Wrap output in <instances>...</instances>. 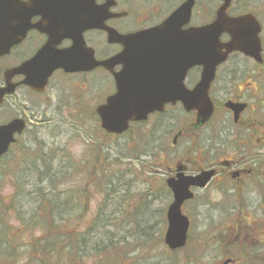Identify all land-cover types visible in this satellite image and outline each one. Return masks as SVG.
<instances>
[{
  "label": "flooded vegetation",
  "instance_id": "1",
  "mask_svg": "<svg viewBox=\"0 0 264 264\" xmlns=\"http://www.w3.org/2000/svg\"><path fill=\"white\" fill-rule=\"evenodd\" d=\"M52 1L56 3L49 5L41 0H22L28 6L25 13L30 17L26 34L19 38V42L13 45L8 53L0 57V128L15 120H22L25 126L24 133L15 136L16 143L10 147V151L22 146V137L25 134L37 133L40 128L47 126L50 106L48 92L54 88L61 92V89H64L60 88V85L57 86L58 77L64 79L79 77L84 80L97 77L101 83L94 84L92 88L103 92L107 90L100 105L119 93L115 75L123 71L125 68L123 64L108 68L99 66L89 72L74 73L58 68L52 72L44 90H34L29 85L43 82L44 74L55 65H59L64 60V53L72 48H75V60L77 59L80 67H84L83 64H86L84 62L90 61L89 52H92L94 60L100 63L112 60L123 51V45L109 42V33L106 30H81L87 24L80 26V16L88 23L96 19L95 13L99 10L97 18L105 19L103 24L107 29L129 36L160 27L178 8L170 13L161 14L160 6L170 4L171 0H95L93 5L88 0ZM151 2H154L153 7L149 6ZM219 7L212 18H210L212 11L204 12V17H207L205 23L194 25L191 22L183 29L212 24ZM234 7V10L233 7L230 9L228 16L236 18L250 15L258 23L261 52L255 56L245 55L239 51L232 52L218 67L209 90V98L214 108L209 120L198 125L197 112L185 111L179 102L175 105L169 103L165 105L163 111L149 114L146 120L130 121L125 132L110 134L101 127L96 110L99 105L95 108L94 115L97 122L99 121L102 136L120 139L135 135V141L141 146V151H158L163 148L164 135L176 130L178 123L175 110L180 108L181 115L183 111L184 117L191 120L175 133L172 146L177 145L180 139H185L184 153L189 158L201 153L203 166L193 164L186 158L184 161L180 159L174 161L175 165L168 167V176L163 181L165 192L172 200L173 194L167 182L171 178L179 175L193 177L211 172L213 174L211 180L204 188H191L194 200L202 195L204 198L212 194L214 198L223 199L220 201H234L232 207L217 205L220 201L215 205L209 202L200 204L202 209L216 205L221 206L222 211L230 208L232 212L229 215L226 212V220L231 216L233 223L227 224L226 221L219 223L215 226L217 235H204L202 239L210 243L220 239L219 242L222 243L262 244L264 239L261 242L260 238H264V101L260 96L264 98V21L242 6L237 7L235 4ZM72 19L71 32L74 30V34L66 32L69 26H65V23ZM97 39L99 45L94 44V40ZM219 42L222 46H227L232 42V38L228 34H222ZM247 49L253 53V50ZM222 52L225 53L226 50L222 49ZM72 64L73 61L69 67ZM165 68L166 71L169 69V72L162 74L164 82L167 80L164 75L171 74V68L168 66ZM202 72L203 67H194L187 72L184 83L188 89H194L200 83ZM159 75L160 72L157 73V77ZM129 92L134 90L130 89ZM239 107H242V111L236 114ZM161 153L172 155L165 150H161ZM144 155L139 154L141 158ZM150 156L151 154L148 155ZM211 221L215 222L214 219ZM261 244H258L259 255ZM246 248L255 255L253 247ZM35 259H39V256H35ZM230 264H233V261Z\"/></svg>",
  "mask_w": 264,
  "mask_h": 264
},
{
  "label": "rangeland",
  "instance_id": "2",
  "mask_svg": "<svg viewBox=\"0 0 264 264\" xmlns=\"http://www.w3.org/2000/svg\"><path fill=\"white\" fill-rule=\"evenodd\" d=\"M184 1L185 0H171L170 4L167 3L164 7L160 6L161 14L165 12L170 13ZM196 1L197 6L194 17V25L205 23V19L207 17H204V12L206 10H209V12L212 11L210 17L212 18L220 4L219 0ZM236 5L237 7L242 6L245 10L258 15L264 21V0H239ZM149 6L153 7L154 2H151ZM234 9L235 7L233 10ZM94 44L99 45L98 39L96 41L94 40ZM56 82H59L57 86L60 85V88L64 87V89H61V92L56 91L54 88L53 90L50 89L48 92L47 99L49 101L48 106H50L47 113V117L49 118V121L46 122L47 126L40 128L37 133L30 132L25 134L22 137V147L33 144L35 139L38 142L44 143L52 141L51 143H53L55 146H57L55 142H59L61 143V145H59L60 147H67L66 156L68 161L71 163L69 166H74L75 171L74 176L73 172L70 171L72 176L69 177L73 178L72 181L74 184L68 181L64 186L60 187V193L64 192V199L66 194L64 189L67 188L69 190H74L76 187L75 182L81 183L79 185L82 187L81 189H87L92 192L94 198L92 195L89 196V200H87L89 210L87 214L83 216V224H85V226L86 223H89L95 219L98 209L101 207V204H104L103 197L105 196V193L103 195H99V190L95 191L96 185L90 184V178L88 175V171L92 163L96 165L98 163L97 159H99L100 164L97 166V169L99 167H104V162H107L109 171H106L114 176V178H110L112 181H115L112 189L117 191V195L114 200L108 201V204L110 205V212H113L114 214L117 212L116 214H118L115 215V219H117L115 226L118 227V241L120 240L119 243L123 242L120 244V248L125 249L127 247V252H129L130 255V258L126 257L124 260L125 264H173V261H175L174 264H223L227 260L232 259V257L236 258V256L233 254L230 257L225 254L226 242L221 244V246L218 248L219 251L214 250L217 247V243H210L207 241H205V243H198V240L202 239L204 235H217L218 232L216 231L215 226L219 225V223L223 221H226L227 224L233 223L231 216H229V218L226 220V212H228V215L232 212V210H229L230 208L227 211H222L223 208L220 206L218 207L217 205L203 209L200 207V204L203 202H209L212 205H215L216 203H219L220 200H223L220 198H214V195L212 194H208L204 198H202V195L196 201L189 203L184 207L185 215L190 218L192 223V229L190 233L192 242L188 243L185 249L173 253L170 252L166 245L161 242V236L164 241V234L167 229V224L164 225L162 216L166 215L167 208L171 204V197L167 195V192H165V189L162 186L163 181L168 176V167L172 165L174 166V163L178 159L184 161V158H186L187 161H191L193 164L196 163L199 166H203V158L201 153L194 154L190 158L186 156L184 153L185 148L183 147L185 139H180L178 144L175 145L176 147L172 146L175 133L179 128L184 127L189 120V118L186 119V117H184L185 114L183 111L181 115L180 108L175 110L178 123V125H176V130L168 135H164L162 145L163 148L158 151L146 150L148 154H151V157L141 158L139 154L144 153L145 150H140L141 146L136 143L135 135L126 136L120 139L114 137H104V135L102 136L99 123L97 122V119L94 115V111L98 105L103 103V98L106 96L107 90L103 92L92 88L94 84L98 85L99 82L101 83L100 79L97 77L88 78L86 80L79 77L72 79L58 77ZM259 91L261 92L260 89ZM260 98L264 101L262 96H260ZM84 114L86 115L81 117V115ZM90 139L98 141V147L94 151L92 150L93 147L89 146ZM64 148L59 149L58 152L64 151ZM161 150H165L166 153L170 152L172 155H165L164 153H161ZM17 155L20 157L21 152L18 151ZM138 160L140 163L137 162ZM160 163H162L163 166L158 165ZM1 169H6L5 163H0V170ZM192 169L195 170L196 168ZM100 172L101 169H98V173ZM97 178V185L102 184L104 182L103 179L110 180V178L106 177ZM15 181H18V179ZM8 182L10 184L11 181ZM9 184H5L2 190V193H4L5 197H10L16 194L17 189H13ZM18 191H21V188H19ZM93 193L96 194L94 195ZM122 196L131 198L130 203L125 205L124 210L123 208L119 207ZM0 199L1 211L3 208L5 209V207H7L5 205V203H7V198L1 197ZM19 202L20 201L17 203ZM140 202L141 204L147 203L149 205V225L150 227H154L152 231V239L150 240L156 239V242H149L150 244L148 248L143 247L142 245L141 248L134 247L135 243H141V241L146 243L144 234L141 235L140 240L138 238L137 229L134 227V225L133 227H130L127 220L123 218L124 216H122V214L134 211L137 204ZM220 205H222V207H232V205H234V201H220ZM31 207L32 205H29L24 209V218L32 214L33 211L31 210ZM61 212V218H66V215L64 214V208L62 207H60L59 210L60 214ZM212 219H214L215 222L211 223ZM75 222H78V219H76ZM4 223H6V220ZM7 223L11 232V239L13 240L12 243H0V264H42V262H39L40 260H30L31 256L32 258L39 256V259H41V255L39 253L32 251L31 243H42L39 238L32 239L33 235L35 238L42 237V223L37 224L34 227V232L31 234L28 232L23 234L24 228L21 227V224L15 220V215L13 214L7 218ZM123 225V229L126 231V233L121 232L120 230L121 226ZM63 226L64 224H59L58 230H55L54 233H58V235L62 234L60 232L66 233L67 227L64 228ZM5 234L7 233H3V229L0 226V240L3 237L5 241L9 240ZM130 234L132 236H130ZM63 235L65 236V234ZM157 235L160 236L156 238ZM125 236H127V239H125ZM263 239L264 238L261 237L260 241L263 242ZM258 244L261 243H245L244 246H248V249L249 247H253L254 250L258 249ZM261 245V256L264 257V243ZM238 248L236 252L238 251ZM133 252H138V260L135 259L136 254ZM216 252L218 253L217 259L213 260L212 258H216ZM193 254L195 255V258L191 259ZM44 259L45 257L42 260ZM115 260H117V258ZM169 260H171V262H168ZM62 263L63 261L61 260L60 264ZM234 264L239 263L237 261Z\"/></svg>",
  "mask_w": 264,
  "mask_h": 264
},
{
  "label": "water",
  "instance_id": "3",
  "mask_svg": "<svg viewBox=\"0 0 264 264\" xmlns=\"http://www.w3.org/2000/svg\"><path fill=\"white\" fill-rule=\"evenodd\" d=\"M222 1L216 20L211 25L188 30H183V27L191 21L195 0L183 3L162 26L130 36H121L114 30L107 29L103 24L105 19L97 18L99 10H96V19L88 23L80 16V26L87 24L81 30H106L110 43L123 45L122 53L112 60L99 63L94 60V54L89 52L90 61L84 62L86 63L83 64L84 67H80L77 59L75 60V48H72L64 53V60L59 65H55L44 74L43 82L29 85L36 90H43L52 72L58 68H64L67 72H89L99 66L108 68L123 64L125 66L123 71L115 75L119 93L107 100L106 105L97 109L105 131L110 134H121L128 129L130 121L146 120L149 114L163 111L166 104L175 105L177 102H180L187 112L196 111L198 125L203 124L211 118L214 111L208 92L217 67L232 52L239 51L250 56L261 52L258 38L260 28L256 20L250 15L238 18L228 16L227 12L233 0ZM41 2L49 5L56 3L52 0ZM88 2L93 5L95 0ZM13 9L15 20L11 19ZM0 14L1 57L19 42L20 37L25 36L30 17L25 16V9L19 0H0ZM72 21L73 19L65 23V26H69L66 32L72 31ZM71 34H74V30ZM222 34H228L232 38V42L227 46H222L219 42ZM249 38L251 40L247 41ZM247 48L253 50V53ZM222 49L226 52L223 53ZM72 61L73 64L69 67ZM164 65L171 68V74L164 75L167 78L166 82L163 81L162 74L169 72V69L166 71ZM196 66L203 67L201 81L193 90H188L184 85L186 74ZM130 89L134 92L130 93ZM241 111L242 107H239L236 114ZM23 129L20 121L0 128V158L15 142L14 134H21ZM212 175L211 172L197 177L179 175L167 181L174 194V202L167 211L168 229L165 234V244L171 251L183 249L187 245L190 221L182 214L181 209L186 201L193 198L190 187H205Z\"/></svg>",
  "mask_w": 264,
  "mask_h": 264
},
{
  "label": "trees",
  "instance_id": "4",
  "mask_svg": "<svg viewBox=\"0 0 264 264\" xmlns=\"http://www.w3.org/2000/svg\"><path fill=\"white\" fill-rule=\"evenodd\" d=\"M85 115H81V117ZM34 141L32 145L20 146L17 148V151H11L4 158L7 162H3L6 164V169L0 170V198H7V203H5L7 207L0 211V226L3 229V233H7L5 235L9 240L5 241L3 237L0 243H12L13 239H11L7 218L13 214L15 215V220L24 228L23 234H26V232L31 234L34 232V227L42 223V237L35 238L34 235L32 236V239L39 238L42 243H31L32 251L39 253L41 259L45 257L44 260L39 261L42 264H60L61 260L63 261L62 264H125L124 260L126 257L130 258V255L127 252V247L125 249L120 248V244L123 242L119 243L120 240L118 241L117 238L118 227L115 226L117 221L115 215L118 214H116L117 212L114 214L109 210L110 205L108 201L116 198L117 191L112 189L115 181L111 180L114 176L107 172L109 171L107 162H104V167L98 168L101 169V172L98 173L97 166L100 162L97 159L98 163L96 165L92 163L88 171L90 184L96 185L95 191L99 190L98 194L103 195L105 193V196L103 197L104 204H101L95 219L92 220L93 222L86 223L85 226L83 224V216L89 210L87 200H89L92 192L87 189H81L82 187L79 186L81 183L75 182L76 187L74 190L64 189L66 192L64 199V192L60 193V187L64 186L68 181L74 184L73 178L69 177L72 176L70 171L73 172V176L75 171L74 166H69L71 163L66 156L67 147H60L61 143L59 142H55L57 145L55 146L51 143L52 141L48 143L38 142L36 139ZM89 146L93 147V151L96 150L98 141L90 139ZM61 148H64V151L58 152ZM18 151L21 152L20 157L17 155ZM143 154H145L144 157H148L149 155L147 151ZM138 162L140 163V161ZM79 170L82 171L81 169ZM97 177L111 178L110 180L103 179L104 182L97 185ZM17 179L18 181H15ZM8 181H11L10 184ZM5 184H9L13 189H17L16 194L5 197L4 193H2ZM19 188H21V191H18ZM93 194L95 195L96 193ZM92 197L94 198L93 195ZM130 199L122 196L119 207L124 210L125 205L130 203ZM18 201L20 202L17 203ZM29 205H32L31 210L33 212L24 218L23 211ZM60 207L64 208V214L66 215L64 219L61 218L62 212L61 214L59 213ZM149 213V205L147 203L141 204L140 202L134 211L122 214L129 226L133 227L134 225L137 229L139 239L144 234L146 243H143V241L135 243V248H141L142 246L148 248L149 242H156V239L150 240L152 239L154 227H150L149 225ZM76 219H78V222H75ZM5 220L6 223H4ZM162 221L165 225V215L162 216ZM61 223L64 224V228L67 227V232H60L62 234H59V236L54 231L58 230ZM123 227L124 225L121 226L120 230L126 233ZM130 236L132 235L130 234ZM159 236L157 235L156 238ZM191 238L189 237V243L192 242ZM125 239H127V236H125ZM219 240L214 241L217 243L215 251H219L218 248L222 244ZM198 241V243H205L203 239ZM161 242L163 243L162 236ZM244 245V243H225V254L228 257L232 254L235 255L236 258L232 257V260H237L239 264H264V257L258 254V249H255V255H253ZM237 248L238 251L236 252ZM133 253L136 254L135 259L138 260V252ZM217 255L218 253L216 252V258L212 259H217ZM116 258L117 260H115ZM194 258L195 255L193 254L191 259ZM168 262H171V260Z\"/></svg>",
  "mask_w": 264,
  "mask_h": 264
}]
</instances>
